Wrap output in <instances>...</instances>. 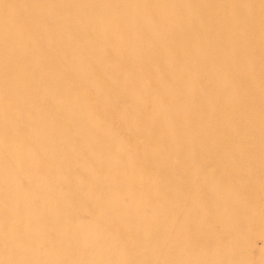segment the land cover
<instances>
[{
    "label": "rangeland",
    "instance_id": "374dc122",
    "mask_svg": "<svg viewBox=\"0 0 264 264\" xmlns=\"http://www.w3.org/2000/svg\"><path fill=\"white\" fill-rule=\"evenodd\" d=\"M9 1L0 63H27L0 69V264H264V0H212L227 39L211 0Z\"/></svg>",
    "mask_w": 264,
    "mask_h": 264
},
{
    "label": "bare ground",
    "instance_id": "6f19581e",
    "mask_svg": "<svg viewBox=\"0 0 264 264\" xmlns=\"http://www.w3.org/2000/svg\"><path fill=\"white\" fill-rule=\"evenodd\" d=\"M80 2V1H79ZM105 3H106V1H104ZM152 2V1H151ZM211 2H212V0H211ZM210 2V3H211ZM229 2H230V0H229ZM9 3L10 4H13L14 3V0L13 1H9ZM68 3H70V2H68ZM209 3V2H208ZM210 3H209V5H210ZM225 3V2H224ZM214 4V5H213ZM227 4H228V2H227ZM230 4H232V3H230ZM68 5V4H67ZM92 5H93V3H92ZM111 5V4H110ZM226 5V4H225ZM105 6V5H104ZM211 6V5H210ZM212 6H213V8H212V16H208V8H203L202 10L200 9V15H201V19H202V21L205 23V30H207V31H210V32H212V31H214V32H216V35H217V37L218 38H221V39H227L229 36L231 37V36H235V35H229V31L231 30H233V27L234 26H232V19H230L229 17H227L226 15H225V11H224V9H223V7L221 6V2H219V1H215V2H212ZM8 7V6H7ZM141 7V6H140ZM234 6H232V8H233ZM210 10H211V8H209ZM234 9H236L235 7H234ZM95 10V9H94ZM102 10V9H101ZM108 10H109V8H108ZM86 11H87V9H86ZM152 12V11H151ZM210 12V13H211ZM12 13V12H11ZM14 13H15V11H14ZM235 13H237V11L235 10ZM13 14V13H12ZM162 14V13H161ZM14 15V14H13ZM235 15V14H234ZM31 18H32V16H30ZM235 17H236V15H235ZM35 20V19H34ZM235 20V19H234ZM233 20V21H234ZM234 22H236V20L234 21ZM61 24V23H60ZM237 24V23H236ZM261 25H262V22H261ZM264 26V24L262 25V27ZM50 27V26H49ZM123 27V26H122ZM121 27V28H122ZM257 27V26H256ZM51 28V27H50ZM77 28H79V26L77 27V25H76V29ZM235 29V28H234ZM37 30V29H36ZM78 30V29H77ZM236 30V29H235ZM264 30V29H263ZM199 31V30H198ZM73 32V31H72ZM67 33V32H66ZM235 33H237V32H235ZM248 33V32H247ZM79 34V33H78ZM208 34H210L209 32H208ZM213 34V33H212ZM252 34V33H251ZM82 35V34H81ZM250 38H251V35H249V33L247 34ZM71 37V36H70ZM238 36H236L235 38H237ZM9 38V37H8ZM210 38V37H209ZM215 38V37H214ZM66 39H67V37H66ZM229 39H232V38H229ZM248 39V38H247ZM233 40H236V39H233ZM249 40V39H248ZM67 41V40H66ZM70 41H73V39L71 38V40ZM232 41V40H231ZM60 42H62L61 40H60ZM221 43V42H220ZM242 43V42H241ZM248 43V42H247ZM33 44H34V42H33ZM72 44V43H71ZM250 43H248V45H249ZM251 44H252V39H251ZM70 45V44H69ZM124 45H125V43H124ZM126 45H128V44H126ZM253 45V44H252ZM72 46V45H71ZM240 46H241V44H240ZM171 47H172V45H171ZM243 47H244V45H243ZM246 47V46H245ZM249 48H251V50H252V47H250V46H248ZM223 48V47H222ZM247 48V47H246ZM247 49V50H250V49ZM64 49V48H63ZM254 49V48H253ZM258 49V48H257ZM61 50V49H60ZM218 50V49H217ZM250 50V51H251ZM219 51V50H218ZM259 51V50H258ZM46 52V51H45ZM44 52V53H45ZM252 52V51H251ZM176 53V52H175ZM252 53H254V51L252 52ZM6 54V53H5ZM47 55H49L48 53H46ZM181 53H179V55H180ZM239 54V53H238ZM7 55V54H6ZM60 55V54H59ZM214 55H216V54H213V56ZM8 56V55H7ZM67 56V55H66ZM115 57V56H114ZM218 57H219V55H218ZM252 57V56H251ZM255 57V56H254ZM185 58H186V56H185ZM215 58H217V56L215 57ZM259 58H260V55H259ZM51 59V58H50ZM114 59V58H113ZM117 59V58H116ZM116 59H114V60H116ZM220 59V58H219ZM7 59H5V61H6ZM181 60V59H180ZM32 61V60H31ZM52 61H53V59H52ZM136 61V60H135ZM240 61H241V59H240ZM259 61H260V59H259ZM22 62H24L25 64L27 63V60H26V58L25 57H23V58H20L19 60H17V61H15L14 59H12V58H10V56L8 57V61L6 62V63H0V69H4L3 67H4V64H7V65H9V70H12L14 67H15V65H18V64H21L22 65ZM159 62H160V60H159ZM259 63H261V62H259ZM138 64V63H137ZM201 64V63H200ZM237 64V63H236ZM64 65H66V64H64ZM91 65V64H90ZM198 65H199V62H198ZM202 65V64H201ZM239 65V64H238ZM60 66H61V64H60ZM92 66V69L94 68V67H96L95 65L93 66V65H91ZM160 66V65H159ZM182 66V65H181ZM230 65H228V67H229ZM254 66H256V65H254ZM253 66V67H254ZM48 67V66H47ZM138 67H139V64H138ZM25 68H30V67H25ZM49 68V67H48ZM141 68V70H143L142 69V67H140ZM139 68V69H140ZM161 68H164V67H161ZM197 68H199V67H197ZM227 68V67H226ZM230 68H231V66H230ZM256 68V67H255ZM254 68V69H255ZM16 69V68H15ZM165 69V68H164ZM163 69V70H164ZM229 69V68H228ZM97 70V69H96ZM96 70H94V71H96ZM141 70H139L140 72H141V76H142V73H144V71H141ZM151 70V69H150ZM236 70H238V69H236ZM256 70V69H255ZM229 71L230 72H228V70L226 69V72H228V73H231V71H232V69H229ZM4 72V71H3ZM97 72V71H96ZM64 73V72H63ZM98 73V72H97ZM227 73V74H228ZM233 73V72H232ZM239 72H237V74H238ZM99 74V73H98ZM97 74V75H98ZM205 74V73H204ZM212 75H214V74H212ZM239 75V74H238ZM237 75V76H238ZM100 76V75H99ZM204 76V75H203ZM233 76V75H232ZM2 77H3V75H2ZM103 77V76H102ZM143 78L145 77L144 76V74H143V76H142ZM239 77V76H238ZM70 78V77H69ZM204 78V77H203ZM234 78V77H233ZM260 78V77H259ZM264 78V77H263ZM66 79V78H65ZM101 79V78H100ZM103 79H105L106 80V78L104 77ZM145 79V78H144ZM180 79V78H179ZM197 79H199L198 81H200L201 80V78H197ZM235 79V78H234ZM36 81L34 82V84L35 85H37V86H42V87H48V89L51 91V92H53V91H55V92H59L60 91V89H62V87L64 88L63 90L65 91V90H69L70 88L68 87L67 88V86H62V82H57V81H55V80H52V78H48V76L45 74V73H43V72H39L38 73V75H37V78L35 79ZM104 80V81H105ZM204 80V79H203ZM145 81L146 82H148V80H146L145 79ZM181 81V80H180ZM236 81V80H235ZM152 82V81H151ZM9 83H10V85H12V86H15V87H19V86H23V85H32L33 83L31 82V81H26L25 79H23L22 77H16V78H10V80H9ZM104 83V82H103ZM208 83H210V81L208 82ZM236 83V82H235ZM248 83V82H247ZM106 84H108V82L106 83ZM148 84H150V83H148ZM152 84H154V83H152ZM204 84H205V82H204ZM258 84H259V82H258ZM1 83H0V91H1ZM155 85V84H154ZM174 85V84H173ZM235 85H237L238 86V84H235ZM260 85V84H259ZM73 86V85H72ZM151 86V85H150ZM149 86V87H150ZM175 86V85H174ZM202 86V85H201ZM213 86V85H212ZM2 87H3V85H2ZM89 87V86H88ZM92 87V86H91ZM101 87V86H100ZM156 87V86H155ZM176 87V86H175ZM204 87H206V88H208V86H203V88ZM217 88H218V86H216ZM4 88V87H3ZM2 88V89H3ZM210 88V87H209ZM239 88H240V86H239ZM42 89V88H41ZM214 89V88H213ZM91 90V89H90ZM204 90H205V88H204ZM209 90V89H208ZM216 90H218V89H216ZM251 90H253V89H251ZM92 91V90H91ZM212 91V90H211ZM240 91V90H239ZM243 91H244V89H243ZM90 92V91H89ZM88 92V94L90 95V94H92L91 92L89 93ZM108 92V91H107ZM182 92V91H181ZM213 92V91H212ZM241 92V91H240ZM256 92V91H255ZM85 93V92H84ZM199 93V92H198ZM205 93H206V91H205ZM210 93V92H209ZM217 93V92H216ZM253 93H254V91H253ZM126 94V93H125ZM124 94V95H125ZM211 94V93H210ZM250 94H252V93H250ZM255 94V93H254ZM86 95V94H85ZM212 95V94H211ZM210 95V96H211ZM109 96H110V94H109ZM212 96H214V95H212ZM86 97H89V96H87L86 95ZM92 97L93 96H91L90 95V97H89V99L91 98V100H92ZM133 97V96H132ZM70 98V97H69ZM199 98H201V96H199L198 97V99L197 100H199ZM88 99V98H87ZM89 99H88V101H89ZM121 99V98H120ZM220 99V98H219ZM65 100H67V99H65ZM212 100H213V98H212ZM195 101V100H194ZM200 101V103H201V101H202V99H200L199 100ZM220 101V100H219ZM42 102V101H41ZM92 102V101H91ZM102 102H103V100H102ZM213 102V101H212ZM221 102V101H220ZM93 103H94V101H93ZM95 103H96V101H95ZM94 103V104H95ZM130 103V102H129ZM202 104H203V102H202ZM216 104V103H215ZM201 105V104H200ZM199 105V106H200ZM219 105V104H218ZM218 105H217V107H218ZM29 106H31V104H29ZM228 107V106H227ZM32 108V107H31ZM56 108V107H55ZM205 108V107H204ZM223 109H228V108H224V107H222ZM128 109V108H127ZM29 110V109H28ZM108 110V109H107ZM111 110V109H110ZM202 110H203V107H202ZM229 110V109H228ZM205 111V110H204ZM223 111V110H222ZM99 112V111H98ZM101 112V111H100ZM224 113H225V111H224ZM203 114H205L204 112H203ZM212 114V113H211ZM213 114L214 115H216L214 112H213ZM223 114V113H222ZM227 114V113H226ZM226 114H225V116H226ZM214 115L212 116V117H214ZM97 117V116H96ZM218 117V116H217ZM60 118V117H59ZM59 118H57V120L59 119ZM213 119H215V118H213ZM221 119V118H220ZM15 121V120H14ZM67 121V120H66ZM66 121H64V119H63V121L62 122H65L66 123ZM223 121V120H222ZM217 122V121H216ZM57 123V122H56ZM69 123V122H68ZM80 123V122H79ZM121 124H122V122H121ZM218 124H219V122H218ZM35 125V124H34ZM59 125V124H58ZM61 125V124H60ZM65 125V124H64ZM79 125V124H78ZM123 125V124H122ZM213 125V124H212ZM217 125V124H216ZM71 127H73V126H71ZM78 127V126H77ZM212 127V126H211ZM214 127V126H213ZM218 127H219V125H218ZM67 128V127H66ZM70 128V127H69ZM103 128V127H102ZM101 128V129H102ZM214 128H217V127H214ZM104 129V128H103ZM190 129V128H189ZM213 129V128H212ZM71 130V129H70ZM208 130H210V129H208ZM220 129L218 128V131H219ZM213 131H214V129L212 130V132H210V133H212V135H213ZM75 132V131H74ZM26 133V132H25ZM24 133V134H25ZM127 133V132H126ZM188 133V132H187ZM219 133V132H218ZM27 134V133H26ZM73 134V133H72ZM115 134V133H114ZM176 134V133H175ZM137 135V134H136ZM148 135V134H147ZM219 135H221V133L219 134ZM30 136V135H29ZM138 136V135H137ZM140 136V135H139ZM146 136V135H145ZM25 137V136H24ZM27 137H28V134H27ZM26 137V138H27ZM75 137V136H74ZM132 137V136H131ZM130 137V138H131ZM212 137H214V136H212ZM211 137V138H212ZM219 137V136H218ZM76 138V137H75ZM138 138V137H137ZM210 138V139H211ZM0 139H2V138H0ZM17 139V138H16ZM46 139V138H45ZM55 139V137H50L48 140H54ZM113 139V138H112ZM215 139V138H214ZM220 139V138H219ZM225 139V138H224ZM76 140H79V139H76ZM75 140V141H76ZM105 140H107V139H104V141ZM136 140V139H135ZM147 140H149L148 138H147ZM190 140H192V139H190ZM216 140H218V138L216 139ZM215 140V141H216ZM79 141H81V140H79ZM110 141V140H109ZM193 141V140H192ZM71 142V141H70ZM83 142V141H82ZM82 142H80V143H77L78 144V148H81L80 147V144L82 143ZM119 141H117V143H118ZM133 142H134V140H133ZM107 143V142H106ZM110 143V142H109ZM116 143V142H115ZM199 143V142H198ZM203 143H204V140H203ZM209 143V142H208ZM208 143L206 144V143H204V144H206V145H208ZM216 143V142H215ZM71 144V143H70ZM177 144V143H176ZM72 146H73V144H71ZM83 145V144H82ZM81 145V146H82ZM107 145V144H106ZM205 145V146H206ZM210 145V144H209ZM208 145V146H209ZM217 145V144H216ZM75 146V145H74ZM83 147V146H82ZM194 147V146H193ZM203 147V146H202ZM211 147V146H210ZM209 147V148H210ZM164 148V147H163ZM162 148V149H163ZM206 149L208 148V147H205ZM204 148V149H205ZM209 148H208V151H209ZM68 149V148H67ZM202 150V151H205V150ZM222 149V148H221ZM220 149V150H221ZM211 150V149H210ZM225 151H226V149H225ZM214 152H216V151H214ZM196 153H197V151H196ZM209 153H210V151H209ZM194 154V153H193ZM202 154V153H201ZM205 154V153H204ZM215 154V153H214ZM172 155H174V154H172ZM196 155V154H195ZM194 155V156H195ZM217 155H218V153H217ZM175 156V155H174ZM173 156V157H174ZM197 156V155H196ZM200 157H201V155H199ZM209 156H211V155H209ZM212 156H213V154H212ZM157 157V156H156ZM198 157V156H197ZM206 158V157H205ZM207 158H209V157H207ZM216 158V157H215ZM214 158V159H215ZM194 159H195V157H194ZM175 161V160H174ZM196 161L198 162V161H200L199 159L197 160L196 159ZM69 162V161H68ZM181 162V161H180ZM201 162H202V159H201ZM201 162H200V165H201ZM67 163V162H66ZM211 165V164H210ZM174 168V167H173ZM214 168V167H213ZM202 169V168H201ZM206 169V168H205ZM218 170H216L215 172H217ZM214 173V172H213ZM214 175H215V173H214ZM220 176H222V173H221V175ZM225 176V175H224ZM218 178H220L219 176H218ZM222 179V178H221ZM225 179H227V178H225ZM225 179H222V180H225ZM199 196V195H198ZM212 199H214L213 197H211ZM205 200V199H204ZM238 207V206H237Z\"/></svg>",
    "mask_w": 264,
    "mask_h": 264
}]
</instances>
